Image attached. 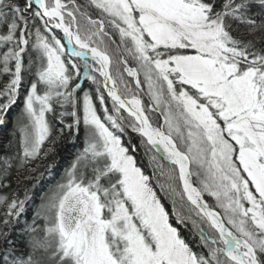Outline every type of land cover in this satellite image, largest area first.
<instances>
[{
	"label": "snow or ice",
	"instance_id": "1",
	"mask_svg": "<svg viewBox=\"0 0 264 264\" xmlns=\"http://www.w3.org/2000/svg\"><path fill=\"white\" fill-rule=\"evenodd\" d=\"M17 106L0 264H264V0H0V126ZM66 139L33 207L13 174Z\"/></svg>",
	"mask_w": 264,
	"mask_h": 264
},
{
	"label": "trees",
	"instance_id": "2",
	"mask_svg": "<svg viewBox=\"0 0 264 264\" xmlns=\"http://www.w3.org/2000/svg\"><path fill=\"white\" fill-rule=\"evenodd\" d=\"M130 64L136 66L135 62H131ZM144 99L147 102L146 96L144 97ZM19 111V106L14 107L7 116L8 125L0 126V144H6L9 139L14 140V137L12 135L14 130V122L17 118ZM157 119H160V117L158 115H154L153 122L155 123ZM133 136L135 137V134H133ZM133 142L137 141L134 139ZM79 146H81L80 141L74 142L70 139L61 141L57 147V157L55 158L56 165L54 168H52L51 174L48 171V165L52 164L53 158L49 157L46 160H38L35 163L30 164L24 170L13 174L14 178L11 184L12 190L22 194L24 187L32 188L33 184H35L36 187L33 188V193L35 194L36 199L34 201L33 207L35 206V204H39V197L43 195L49 188H51L52 185H55V183L60 179L64 168L67 167L68 163L72 158L73 153ZM135 156L137 158L138 165L142 167V170L145 172V174L149 175L153 169L151 166H149L148 158L144 155L143 149L137 151L135 153ZM32 169H35V172H32ZM29 175L32 176V179L25 180V177H28ZM17 177L21 182L19 185H17L16 182ZM193 179L195 180V177H193ZM158 194L162 197L167 209L171 213L173 211L171 199L169 200L162 192L158 191ZM206 199L209 200V203H212V198L206 197ZM29 215H31V212L29 213ZM172 222L174 224L176 223L174 218ZM177 226L180 228L182 235L186 239L191 238V232L189 231V229L191 228L190 222L188 224L187 229L184 228V226L182 225Z\"/></svg>",
	"mask_w": 264,
	"mask_h": 264
},
{
	"label": "rangeland",
	"instance_id": "3",
	"mask_svg": "<svg viewBox=\"0 0 264 264\" xmlns=\"http://www.w3.org/2000/svg\"><path fill=\"white\" fill-rule=\"evenodd\" d=\"M130 66H132V67H135V66H133L132 64H130ZM160 120H162V118L160 117ZM6 125H8V119L6 120ZM82 146V145H81ZM81 146H79V147H81ZM79 147H77L76 148V150L79 148ZM153 169V168H152ZM147 175V174H146ZM149 176L150 177H152V182H153V184L155 185V181H156V177L155 176H153V170H152V172L149 174ZM54 185H52L51 187H53ZM164 194V193H163ZM165 195V194H164ZM166 196V195H165ZM167 197V196H166ZM169 200L171 199L170 197H167Z\"/></svg>",
	"mask_w": 264,
	"mask_h": 264
}]
</instances>
